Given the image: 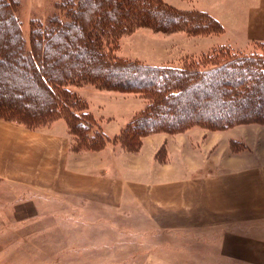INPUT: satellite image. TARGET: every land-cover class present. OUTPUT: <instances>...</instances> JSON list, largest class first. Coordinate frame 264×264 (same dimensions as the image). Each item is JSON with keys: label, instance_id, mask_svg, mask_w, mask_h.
Segmentation results:
<instances>
[{"label": "crops", "instance_id": "1", "mask_svg": "<svg viewBox=\"0 0 264 264\" xmlns=\"http://www.w3.org/2000/svg\"><path fill=\"white\" fill-rule=\"evenodd\" d=\"M246 4L244 19L238 21L245 27L239 30L244 34L237 40L240 45L218 48L244 51L264 46V0ZM210 16L227 31L223 20ZM255 129L263 133L261 145L248 133ZM229 130L230 139L246 145L244 151L221 159L219 153L194 156L189 148L170 168L156 159L167 135L146 137L137 153L122 151L118 144L115 150L111 145L78 150L68 126L60 121L29 128L0 118V213L27 222L50 212L92 210L97 203L99 209L124 214L129 197L133 212L146 215L152 227L187 230L195 234L197 244L212 245L213 264H264V126ZM193 131L199 135L192 140L205 143L202 149L207 150L214 148L216 133H221L195 128L175 137L185 139ZM157 136L162 141L152 147ZM148 146L149 157L144 152Z\"/></svg>", "mask_w": 264, "mask_h": 264}, {"label": "trees", "instance_id": "2", "mask_svg": "<svg viewBox=\"0 0 264 264\" xmlns=\"http://www.w3.org/2000/svg\"><path fill=\"white\" fill-rule=\"evenodd\" d=\"M185 14L197 15L183 18ZM179 20L223 30L204 11L179 13L154 0H80L64 24L53 19L55 25L47 32L34 28L27 49L16 19L0 0V118L29 128L63 118L78 150H100L94 145L108 139L100 130L91 134L98 125L88 119L83 102L69 89L86 77L98 87L149 92L153 101L148 114L139 116L114 141L126 150H137L142 137L160 131L173 134L196 125L220 131L264 123L261 57L219 47L203 55L199 64L178 68L127 63L106 52L124 29H159L161 24L171 26ZM227 50L229 55L221 61L210 57ZM205 64L211 67L200 68Z\"/></svg>", "mask_w": 264, "mask_h": 264}, {"label": "rangeland", "instance_id": "3", "mask_svg": "<svg viewBox=\"0 0 264 264\" xmlns=\"http://www.w3.org/2000/svg\"><path fill=\"white\" fill-rule=\"evenodd\" d=\"M3 1L7 4V11L16 19L20 27L21 35L24 42H26V48L30 49L34 28L39 27L42 31L47 32V28L55 25L54 21L51 24L53 19H57V21L62 22L61 24H64L68 18V13L78 9L80 0ZM154 1H158L167 6L168 9L179 13L205 11L212 16L216 15L226 23V26L228 25V29L225 32L223 27V30H219L217 26L214 27L213 25L208 29H203V27H193L191 23L182 24L180 20L178 24L171 26L161 24L159 29L144 26L134 27L128 31L124 29L119 35L117 34L118 39L114 46L112 43L108 44H112L109 49H106L110 58L152 67L182 68L190 62L199 64L200 58L216 50L218 45L238 44L237 40H241V35H244L239 30L241 29L244 32L245 27L242 22L238 21L241 18L244 19L247 6L245 0ZM248 1L250 2V0ZM127 15L125 13V16ZM151 15L154 17L153 14ZM193 15L197 14H185L183 18ZM227 52L228 50L221 52L218 57L215 54H210L212 55L210 57L213 60L220 58L221 61L222 57L229 55ZM239 53L264 59V46L257 44L247 47V50L239 51ZM210 67L211 65L205 64L200 68L209 69ZM123 87L125 86L123 85ZM69 89L83 102L82 108L89 114L88 119L98 125V128L94 127L91 134L97 130L103 132L105 130L104 134L108 142L105 144H99L98 142L94 145L95 148L100 149H105L106 146L111 145L115 150L116 144L114 141L117 136L127 126L136 121L139 116L144 113L148 114L150 104L153 101L149 96V92L113 89L106 86L98 87L87 80L86 77L79 79L77 84L70 85ZM56 121L67 125L66 120L63 118H58L46 125ZM244 125L261 127L264 126V123L235 125L220 130L221 133L212 131L218 132L216 133V145L213 149H202L205 143L202 145L200 142L192 140V138L199 135L197 131H193L189 135L185 134V139L181 137L176 139L175 136H178V134L195 128L209 131L197 125L173 134L163 131L156 132L154 134L167 135L164 136L165 140L170 139L169 142H172V145L167 148L168 144L165 140L162 141L163 137L157 136L156 142H152L151 146H158L161 141L164 143L165 146L158 151L156 159L160 165H168L170 168L178 165L177 162L180 161L182 150L186 152L189 148V152H192L194 156L197 153L204 154L205 157L209 155L217 156L216 153H219L220 158L223 159L233 151L237 154L244 151L246 145L230 139L229 133L231 131L229 129ZM242 129L245 130L246 128ZM110 130L118 132L113 134ZM248 133L252 135V138L260 139V141H257L261 145L263 133L260 130L255 129L254 132ZM231 134L234 135V131ZM206 135V133L203 134L207 137ZM148 136L150 135L141 138V145L137 150H126L118 145L122 148V151L137 153ZM241 136L243 138V131ZM80 147L83 146L80 145ZM148 148L149 146L144 149L147 157L152 153L150 149L148 151ZM92 205V210H78L75 213L65 210L56 213L50 212L45 213L43 218L31 219L27 222H20L15 214L0 213V264L214 263L210 259L212 245L197 244L196 238H194L195 234H190V231L187 230L152 227L146 215L133 212L135 206L129 197H126L125 201V206L128 207L129 211L124 214L107 211L106 208L99 209L98 205L101 204L93 203ZM191 236L193 239H191Z\"/></svg>", "mask_w": 264, "mask_h": 264}]
</instances>
